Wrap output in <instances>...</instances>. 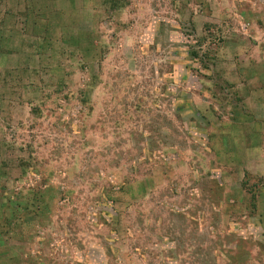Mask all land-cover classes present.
I'll use <instances>...</instances> for the list:
<instances>
[{
    "label": "rangeland",
    "instance_id": "rangeland-1",
    "mask_svg": "<svg viewBox=\"0 0 264 264\" xmlns=\"http://www.w3.org/2000/svg\"><path fill=\"white\" fill-rule=\"evenodd\" d=\"M0 264H264V0H0Z\"/></svg>",
    "mask_w": 264,
    "mask_h": 264
}]
</instances>
